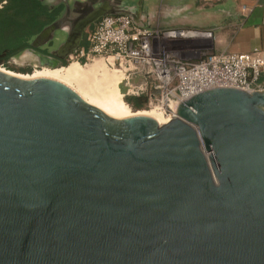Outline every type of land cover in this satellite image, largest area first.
Listing matches in <instances>:
<instances>
[{
    "label": "water",
    "instance_id": "water-1",
    "mask_svg": "<svg viewBox=\"0 0 264 264\" xmlns=\"http://www.w3.org/2000/svg\"><path fill=\"white\" fill-rule=\"evenodd\" d=\"M89 2L62 0L23 50L34 66L57 68L99 17L138 23ZM174 112L115 118L0 67V264H264V88Z\"/></svg>",
    "mask_w": 264,
    "mask_h": 264
},
{
    "label": "built area",
    "instance_id": "built-area-1",
    "mask_svg": "<svg viewBox=\"0 0 264 264\" xmlns=\"http://www.w3.org/2000/svg\"><path fill=\"white\" fill-rule=\"evenodd\" d=\"M211 38L209 30L153 28L126 15H104L87 32V47H79L68 58L80 64L102 58L108 65L123 70L126 84L123 96L144 94L147 109L159 106L170 120L177 116L176 103L202 90L259 88L264 67L262 52L258 49L245 53L212 52L207 42ZM193 43L199 45L196 51L200 52L204 46L208 49L203 50L210 51L203 52L199 59L184 57L182 53L194 52ZM38 68L33 65V69ZM135 76L141 82L130 83Z\"/></svg>",
    "mask_w": 264,
    "mask_h": 264
},
{
    "label": "crops",
    "instance_id": "crops-1",
    "mask_svg": "<svg viewBox=\"0 0 264 264\" xmlns=\"http://www.w3.org/2000/svg\"><path fill=\"white\" fill-rule=\"evenodd\" d=\"M88 1L93 11L107 7L111 12L129 13L136 21L143 19L148 23L146 25L153 28L209 30L212 32V38L207 42L212 52L245 53L258 49L264 56V0ZM44 2L49 7L63 6L62 0ZM96 21L84 27L81 41L84 37L86 40L87 32L93 28ZM141 80L135 76L131 77L129 82L136 84ZM258 87L264 88V67L260 73Z\"/></svg>",
    "mask_w": 264,
    "mask_h": 264
},
{
    "label": "bare ground",
    "instance_id": "bare-ground-1",
    "mask_svg": "<svg viewBox=\"0 0 264 264\" xmlns=\"http://www.w3.org/2000/svg\"><path fill=\"white\" fill-rule=\"evenodd\" d=\"M100 59L95 58L89 63H85L84 66L78 62H71L67 66L51 70L45 67L46 70L44 68V71L36 72L37 75L32 73L26 75V77L45 76L60 79L63 83L74 86V90L83 99L106 114L108 113L116 118L131 115L127 105L120 99L117 89V85L124 78L123 70H118L108 65L102 58ZM104 63L109 67L105 66ZM112 68L122 73V75L116 73ZM138 114L148 115L154 118L158 124L169 120L159 106H152L149 110H141Z\"/></svg>",
    "mask_w": 264,
    "mask_h": 264
},
{
    "label": "trees",
    "instance_id": "trees-1",
    "mask_svg": "<svg viewBox=\"0 0 264 264\" xmlns=\"http://www.w3.org/2000/svg\"><path fill=\"white\" fill-rule=\"evenodd\" d=\"M53 10H49L39 0H0L1 67L11 68L10 58L27 48L28 40L56 17L59 10ZM80 47H87L85 37ZM66 65L65 61L61 63V66ZM32 69L28 66L19 70L30 73ZM123 101L133 110H147V97L144 94L125 96Z\"/></svg>",
    "mask_w": 264,
    "mask_h": 264
},
{
    "label": "rangeland",
    "instance_id": "rangeland-1",
    "mask_svg": "<svg viewBox=\"0 0 264 264\" xmlns=\"http://www.w3.org/2000/svg\"><path fill=\"white\" fill-rule=\"evenodd\" d=\"M205 45H206V43H205ZM208 45V44H207ZM198 46L199 45H196V43H193V46H192V48H193V50H194V52L192 53L191 52V55H188V53H185V54H183L182 53V55L184 56V57H189V56H192L193 58L192 59H199V58H202L203 57V52H209L210 50H203V49H208V48H206V47H208V46H204L203 47V49L202 50H200V52L199 51H196V49H198ZM202 46V45H201ZM182 49V48H181ZM97 60H101L100 58H97ZM65 62L67 63V65H69L72 61L71 60H69V58L67 57L66 59H65ZM90 62V61H89ZM89 62H86V63H89ZM84 64L85 63H81V65L82 66H84ZM105 64V63H104ZM9 65L11 66V68H9V69H7L6 67H5V70H8V71H10V72H13V73H15V74H18V75H21V76H24V77H26V75H31L32 73L33 74H36L37 75V73H39L40 71H44V68H38V69H32L31 71H30V73H23V72H21V70H19V69H21V68H25V67H28V66H31V67H33V60H32V57L28 54V53H25V52H20V53H18L17 55H15V56H13L12 58H10V60H9ZM66 65V66H67ZM105 66H107L106 64H105ZM61 67H64V66H61V64L57 67V68H61ZM107 67H109V66H107ZM47 69H49V70H51V68H47ZM113 69V68H112ZM45 70H46V68H45ZM116 73H120L119 71H117V70H115V69H113ZM37 72V73H36ZM121 75H122V73H120ZM33 77H40V76H33ZM30 78V77H29ZM122 79V78H121ZM56 80H59V81H61L62 82V80H60V79H56ZM69 85V84H68ZM70 86V85H69ZM70 87H74V86H70ZM74 89V88H73ZM117 89H118V92H119V94H120V99L123 101V99L125 98V96H123V94H125V92H126V84H125V80H123L122 79V81L117 85ZM85 100V99H84ZM86 101V100H85ZM87 102V101H86ZM124 102V101H123ZM125 103V102H124ZM126 104V103H125ZM127 105V104H126ZM127 107H128V110L130 111V114L131 115H133V114H138V112L139 111H141V110H143V109H141V110H133L130 106H128L127 105ZM147 110H149V109H147ZM108 114V113H107ZM108 115H110V114H108ZM111 116V115H110ZM130 116V115H129ZM113 117V116H112ZM116 118V117H115Z\"/></svg>",
    "mask_w": 264,
    "mask_h": 264
},
{
    "label": "flooded vegetation",
    "instance_id": "flooded-vegetation-1",
    "mask_svg": "<svg viewBox=\"0 0 264 264\" xmlns=\"http://www.w3.org/2000/svg\"><path fill=\"white\" fill-rule=\"evenodd\" d=\"M48 9H49V7L48 6H46ZM50 10V9H49ZM55 10H56V8H55ZM55 10H53V11H55ZM57 10H61V7H57ZM138 23L139 24H141V25H145V26H148V25H146V24H148L147 22H144V20L143 19H139L138 20ZM52 44V42H50L48 45L50 46ZM28 47H30V44H29V46ZM27 47V48H28ZM33 48L35 49V50H38V51H40V52H42V53H44V54H48V51L46 50V49H44V48H39V47H34L33 46ZM26 49V48H25ZM24 49V50H25ZM23 52V51H22ZM66 59V58H65ZM65 59L64 60H60V63H59V65L62 63V62H64L65 61ZM58 65V66H59ZM42 68H45V67H42ZM47 68V67H46Z\"/></svg>",
    "mask_w": 264,
    "mask_h": 264
}]
</instances>
